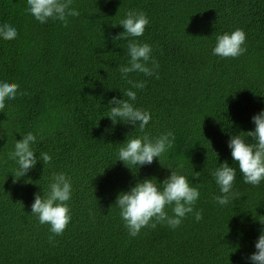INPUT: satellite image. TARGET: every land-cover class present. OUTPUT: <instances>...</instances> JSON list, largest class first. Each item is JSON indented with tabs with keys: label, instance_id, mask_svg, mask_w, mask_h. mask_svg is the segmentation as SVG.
<instances>
[{
	"label": "trees",
	"instance_id": "16d2710c",
	"mask_svg": "<svg viewBox=\"0 0 264 264\" xmlns=\"http://www.w3.org/2000/svg\"><path fill=\"white\" fill-rule=\"evenodd\" d=\"M71 7L80 15L69 16L65 27L36 21L27 0H0V24L18 32L13 40L0 38V81L28 93L0 110V264H252L248 257L264 228V180L244 182L228 141L239 134L253 142L244 132L264 110V0H73ZM129 10L147 15L143 36L134 39L151 45L159 63L158 79L128 74L146 82L132 89L134 106L151 114L150 137L175 134L159 158L164 167L158 158L131 170L117 160L127 139L142 133L107 117L112 97L127 99L131 88L119 71L130 59L128 40L112 39L124 31L118 23ZM237 28L246 33L247 51L213 55L216 36ZM28 132L37 136L38 160L13 182L18 165L8 153ZM41 152L51 155L49 164L39 160ZM225 161L236 168L238 197L222 206L213 199L221 193L211 171ZM169 168L199 189L194 209L203 218L190 213L175 229L157 224L129 236L117 195L145 178L160 186ZM60 172L72 184V219L50 241V226L38 222L31 204Z\"/></svg>",
	"mask_w": 264,
	"mask_h": 264
},
{
	"label": "clouds",
	"instance_id": "9594fccd",
	"mask_svg": "<svg viewBox=\"0 0 264 264\" xmlns=\"http://www.w3.org/2000/svg\"><path fill=\"white\" fill-rule=\"evenodd\" d=\"M72 3L73 0H27L26 11L40 23H46L49 19L59 20L67 27L69 16L80 15L79 11L71 7ZM118 24L124 31L113 36L112 39L113 41L128 40L127 53L130 59L127 65L120 66L119 71L131 88L124 92L127 99L112 97L109 101L112 107L107 117L111 119L113 125L119 119L125 124L133 125L134 128L138 127L142 133L140 136L127 139L118 152L117 160L122 161L131 170L130 165L137 167L150 165L154 158H158L160 162L159 158L174 146L175 134L169 130L157 137H150L145 133V127L151 120V114L147 110L134 106L137 96L132 89H143L146 82L128 79V74L133 72L143 73L145 76L155 74L156 78H159L157 72L159 63L151 55L152 46L134 39L143 36L149 24L147 15L143 11L129 10ZM17 35L18 32L14 26L8 23L0 24V38L13 40ZM130 37L133 39H128ZM245 42L246 33L237 28L231 33L217 35L212 53L221 58H236L247 51ZM27 94L20 91L19 84L15 82L0 81V110L5 108L6 100H13L17 95ZM252 121L255 125L254 129L244 133L253 142H248L243 136L235 134L230 136L228 147L231 149L233 161L238 164L244 182L258 186L264 180V110L254 114ZM36 140L37 136L28 132L22 136V139L16 140L14 150L8 153V158L18 165L13 182L26 176L36 166L38 158L32 147ZM39 156L43 164H49L52 160L51 155L46 152H41ZM160 164L164 167L161 162ZM178 167L182 168L183 165L180 164ZM211 175L221 193V195L213 196L216 203L222 206L227 205L238 197V194L233 192L236 168L226 161L221 162L219 167L211 171ZM199 176L200 172L193 171V178L198 179ZM159 184L160 186L154 177L145 178L130 186L129 190L117 195L114 204L119 208V215L129 236L136 237L142 228L154 229L157 224H166L169 228L175 229L190 213L194 215L197 222L203 218L202 210L194 209L200 197L199 189L191 186L185 175L171 170L170 175ZM72 191L70 178L60 172L52 174L46 193L34 194L31 213L38 218L40 224L50 226L49 230L52 233L49 236L50 241H53L55 236L62 235L72 219L68 204ZM169 208L172 215L168 213ZM260 223L264 225V221ZM255 249L248 259L252 264H264V228L261 229L255 242Z\"/></svg>",
	"mask_w": 264,
	"mask_h": 264
}]
</instances>
